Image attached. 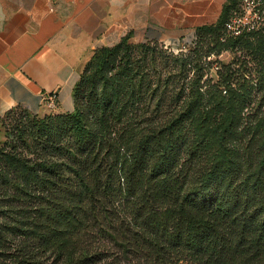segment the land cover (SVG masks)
Wrapping results in <instances>:
<instances>
[{
    "label": "trees",
    "instance_id": "trees-1",
    "mask_svg": "<svg viewBox=\"0 0 264 264\" xmlns=\"http://www.w3.org/2000/svg\"><path fill=\"white\" fill-rule=\"evenodd\" d=\"M239 5L199 26L166 76L158 42L128 34L97 49L75 109L21 133L33 156L0 147V264H264V114L245 118L251 95L233 70L201 83L204 58L260 34L222 40Z\"/></svg>",
    "mask_w": 264,
    "mask_h": 264
},
{
    "label": "crops",
    "instance_id": "crops-1",
    "mask_svg": "<svg viewBox=\"0 0 264 264\" xmlns=\"http://www.w3.org/2000/svg\"><path fill=\"white\" fill-rule=\"evenodd\" d=\"M228 0H0V120L22 107L75 109L73 91L95 51L128 34L173 46L217 22ZM1 133V127H0Z\"/></svg>",
    "mask_w": 264,
    "mask_h": 264
},
{
    "label": "rangeland",
    "instance_id": "rangeland-1",
    "mask_svg": "<svg viewBox=\"0 0 264 264\" xmlns=\"http://www.w3.org/2000/svg\"><path fill=\"white\" fill-rule=\"evenodd\" d=\"M259 31L260 34L252 36L253 45L249 50L243 47H228L216 51L208 58H204V68L202 70L204 76L201 83L204 85V89L212 84L218 85V83L223 80L224 76L229 73V70L234 71L231 76L232 83L238 86L242 85L251 95L250 98H248L251 103L246 106L244 112L245 118L249 121L255 120L264 114V28ZM229 36L232 35L228 32H223L222 40H227ZM249 36L251 37V35ZM133 42L140 43L136 41ZM153 45H155L157 66L159 67L157 71L158 76L160 73H163V75L166 76V73H169L168 71L171 65L178 66L174 60L172 62L171 57L173 56L171 55H178L181 52H186L193 48V46H166L161 43L152 44V46ZM167 58H170L168 64L165 62L169 61ZM174 78L178 87H180L183 84V82H178L180 77L175 76ZM161 88L163 89L164 87ZM169 89L171 88L169 87ZM154 98L156 99V96ZM148 99L150 100L151 98ZM59 113L63 112L54 110L51 107L47 113L43 114L34 113L21 107L12 109L2 116L0 120V147L5 144H8V146H10L11 143L14 145L17 144L25 153L29 156H33V154L28 151L29 147L21 140V133L24 132L25 137L28 136L27 133L33 126V119L35 116L41 117L44 114L54 115ZM152 114V111H150L147 116H145V119L151 118ZM165 114V112H160L159 115L164 116ZM35 201V199L30 198V200H25L24 203L23 201H17L16 205H31ZM37 261L39 262L38 264H54L52 263V258L47 259V255L42 256V254H39V259H37ZM8 263L13 264L12 262Z\"/></svg>",
    "mask_w": 264,
    "mask_h": 264
},
{
    "label": "built area",
    "instance_id": "built-area-1",
    "mask_svg": "<svg viewBox=\"0 0 264 264\" xmlns=\"http://www.w3.org/2000/svg\"><path fill=\"white\" fill-rule=\"evenodd\" d=\"M264 28V0H240L239 10L234 12L225 24L226 31L232 36H241ZM197 36L178 41L175 46L188 47L196 44ZM57 98L51 96L48 104L56 107Z\"/></svg>",
    "mask_w": 264,
    "mask_h": 264
}]
</instances>
